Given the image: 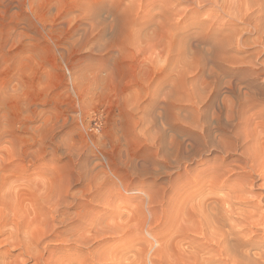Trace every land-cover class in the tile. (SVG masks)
I'll use <instances>...</instances> for the list:
<instances>
[{"label":"rangeland","instance_id":"rangeland-1","mask_svg":"<svg viewBox=\"0 0 264 264\" xmlns=\"http://www.w3.org/2000/svg\"><path fill=\"white\" fill-rule=\"evenodd\" d=\"M28 2L31 3L32 0ZM137 3L138 0H124L123 7L128 15L137 14ZM167 3L169 6L164 10L159 30L154 29L142 35L133 30V38L129 42L131 54L152 69L153 81L163 82L162 103L167 105L176 126L195 137H203L208 127L206 115L208 119L215 118L217 124L222 120L232 121L240 113L242 106L247 105L250 100L255 101L257 95L264 91L262 9L250 7L252 3L259 4V0H198V3L196 0H167ZM34 12L20 11L15 19L8 18L11 12H5V16L0 18L4 20L5 28L12 30L9 42L14 41L17 49L27 50L25 55L29 62L25 69L29 77L33 71H39L50 57L63 61L64 55L58 49L57 40L49 32L52 25L44 20L38 9H34ZM163 20L169 23L165 24ZM87 41V36L81 38L85 47L88 46ZM51 79L49 72L39 84L41 92L35 99L28 95L24 78L15 81L10 87V95L13 100L18 101V107L0 111V198H3L8 209L15 210L18 215L26 213V209H20L19 201L22 203L21 198L24 197L22 193L29 192L28 200L34 201L36 184L40 185L43 180L50 179L58 187V191L63 192L60 210L68 215L63 224L57 222L59 219L54 222V225L58 223L59 230H64L67 224L70 226L67 229H76L83 216L89 217L88 214L96 217L95 220L104 218L110 225L123 221L126 224L121 234L114 233L111 236L109 233L96 237V240L90 239L91 241L87 238V245L86 242L77 243V246L68 243L59 245L56 249L64 247L68 253L78 249L79 255L85 253V250H91L96 257L92 262L98 261L104 254L105 260H99L98 264H110V260H106L108 254L104 252L119 247L123 242L124 248L131 250L135 243L142 242V245L138 243V248L142 247L138 264H187V261L200 264V260H196L192 249L190 250L192 245H200V240H197L199 244L191 240L199 238L197 234L196 237L192 234L194 232H188L191 235L188 241H182L191 244L186 252V243L179 245L181 249L175 244L169 247V243L174 242L173 237L178 228L175 226L176 221H183L184 226L181 224L182 227L177 229L180 234L183 227L185 231L186 226L192 227L189 223L195 224L187 221L188 225L185 226L187 223H184L180 215L179 221L176 220L175 209L172 210L173 201L176 196L181 200L190 190L206 185L211 176L220 173L213 172L215 167L226 172L236 167L237 157L231 150L235 147L233 139L223 133H215L216 143L211 146V150L216 154L217 162L203 175L184 179L176 177L169 182H145L146 166H142L141 170L124 172L104 164L89 179L84 180L75 167V161L70 164L65 155L70 151L71 141L65 138L64 150L61 151L60 142L55 139L57 132L64 126V117L58 110L49 108L46 97L51 94ZM142 99L141 89L131 86L124 97L127 110L137 112ZM76 107L78 110L72 116L80 123L81 132L88 139L92 150L99 153L100 146L93 137L100 134L104 114L92 109L95 116L94 119H89L88 112L82 115L79 104ZM261 118L258 108L250 113L252 125H258ZM139 135L149 144L155 141L157 133L151 129V121L139 129ZM205 154V148H196L195 156L203 157ZM119 211L122 214L120 217L117 215ZM132 218H137V227L133 226L135 222ZM173 219L176 220L175 223ZM172 224L174 230L171 228ZM132 226L136 228L135 232L141 233L140 236H136L139 233L135 232L131 234ZM125 229H130V235ZM134 239L135 243L132 241ZM53 241L49 240L48 244H53ZM88 242H91L89 246ZM156 248L158 252L154 255ZM173 249L178 259L173 257ZM178 250L185 252H181L182 258L181 255L178 256ZM131 251L129 255L126 254L128 262V259H132ZM12 253L16 254L18 251Z\"/></svg>","mask_w":264,"mask_h":264},{"label":"clouds","instance_id":"clouds-1","mask_svg":"<svg viewBox=\"0 0 264 264\" xmlns=\"http://www.w3.org/2000/svg\"><path fill=\"white\" fill-rule=\"evenodd\" d=\"M123 4L124 0H32L31 3L0 0V18L5 12H11L8 18L15 19L20 11L38 9L44 20L52 25L49 32L64 54L63 61L50 57L29 77L25 69L29 62L25 55L27 50L17 49L14 41L9 42L12 30L5 28L4 20L0 19V111L18 107V101L10 95L15 81L24 78L28 95L35 99L41 92L39 84L50 72L51 94L46 97L49 108L58 110L64 117V126L55 139L60 142L61 151L64 139L71 141L70 151L65 155L70 164L75 161L84 180L104 164L124 172L146 166L145 182H169L176 177L203 175L217 162L211 150L217 132L233 139L235 147L231 150L241 163H247V157L254 151L250 120L254 109L260 110L262 118L257 126L264 131V91L255 101L250 100L242 106L232 121L222 120L217 124L215 118L208 119L206 115L208 127L203 137H195L177 127L167 105L162 103L163 82L151 79L152 69L135 58L129 46L133 30L141 35L159 30L164 10L169 6L167 0H138L135 16L128 15ZM250 7H260L264 20V0ZM163 23L169 21L163 20ZM85 36L87 47L81 42ZM131 86L139 87L143 96L137 112H129L124 103ZM77 104L82 115L84 112L90 114L89 119L95 116L92 109L104 114L100 134L93 137L100 146L99 153L92 150L81 132L80 123L72 116L78 110ZM148 121L157 133L151 144L139 135V129ZM197 147L206 149L203 157L195 156ZM260 155L264 161V137L260 141Z\"/></svg>","mask_w":264,"mask_h":264},{"label":"bare ground","instance_id":"bare-ground-1","mask_svg":"<svg viewBox=\"0 0 264 264\" xmlns=\"http://www.w3.org/2000/svg\"><path fill=\"white\" fill-rule=\"evenodd\" d=\"M262 137H264V131L257 124L253 125L254 151L247 157V163H241L236 158V167L233 170L229 169L230 171L227 172L215 167L216 169H213V172L220 173H216L213 177L211 176L207 180L206 185L202 184L203 186H199L198 189H192V191L189 189L190 191L181 200H179L178 196L175 197L172 210L175 209L176 215H172H175L176 220L182 216L184 223H187L185 226L188 225V222H194L195 224L189 223L194 228L186 226L185 231H183V227V230L180 231L182 234H180L177 229L184 226L183 221L180 219L181 223H179L175 220V226L178 228L175 234L173 233L175 243L170 242V248L171 244H175L177 248L181 244L182 246L184 243L187 244V242L182 241H188L189 236H191L189 234L194 232L192 234H195V237L197 234L199 238L190 239L193 243H198L197 240H200L201 252H199V246L195 247L192 245L190 250L192 249V255H195L196 260H200V264H264V161H262L260 155ZM62 193L58 191L57 186L53 185V181L50 179L43 180L40 185L36 184L34 201L28 200L29 195L27 196V194H30L29 192L24 191L22 193L24 197L21 198L22 203L19 201L20 209H24V211L26 209L27 211L21 215H18L15 210L11 209L10 211L3 202V198H0V264H98L99 260H105L103 253V255L101 254L102 256L100 255L101 258L99 260L96 259L98 261L92 262L96 257L91 250H85V253L79 255L78 249H75L76 251H73V253L71 251L68 253L64 247H60L59 250L56 247L68 243H73L77 246L79 243L86 242L87 245L88 239V241H91L90 239L105 236L109 233L111 236L121 234L122 228L126 225L124 224L125 222H117L118 224L115 223L116 225H110L107 223L108 221H104V218L103 220L101 218L95 220L96 217L94 218L88 214L89 217L83 216L81 224H77L76 229H67L70 228L69 224H67L65 225L66 228L64 230L60 229V231L57 224H63L65 222L64 218L68 216L60 210ZM119 213L117 212L118 217L122 215ZM136 219H134V222ZM55 221L58 223L54 225ZM175 221L173 219L174 223ZM136 222L133 223L134 227H137L135 226ZM173 224L172 230H174ZM133 226L132 228L130 227L132 231L127 229L128 235H130V232L131 234L135 232L136 228L134 229ZM135 233L137 234L139 231ZM127 234H125L126 237ZM140 234L136 236H140ZM173 234L171 235L173 236ZM126 239H129V237ZM135 239L132 240L133 243L138 241L137 239L135 241ZM49 240H58L60 242L53 241V244H48ZM138 243L142 245V242ZM138 243H135L133 247L130 245L132 248L129 246L133 251L124 248L125 242H123L119 247L104 252L106 255L108 254V259L106 260H110V264H138L141 259L140 250L142 249V247L139 249L140 246L138 248ZM175 245L172 246L174 247ZM188 245L191 244H187V248L184 247L185 252L189 248ZM176 246L174 247L175 249ZM152 248L151 250L153 251ZM158 249H154V255H156L155 253L158 252ZM175 249L172 250L175 255L173 257L177 258ZM182 250H178L180 254L177 252L178 256L181 255L180 258H182L181 252L185 253ZM13 251H18V253L13 254ZM129 251L132 252L130 253L132 259H128L130 260L128 262L126 254ZM187 252L191 254L190 251ZM173 261L175 262V259ZM186 263L191 262L187 261Z\"/></svg>","mask_w":264,"mask_h":264}]
</instances>
